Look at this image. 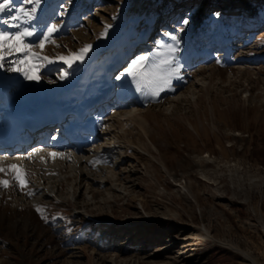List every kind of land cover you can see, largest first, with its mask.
Instances as JSON below:
<instances>
[{"label":"rangeland","instance_id":"1","mask_svg":"<svg viewBox=\"0 0 264 264\" xmlns=\"http://www.w3.org/2000/svg\"><path fill=\"white\" fill-rule=\"evenodd\" d=\"M31 7L12 0L0 32L32 31L37 45L58 25L54 44L33 49L52 62L0 61L9 94L61 84L58 57L101 45L81 86L88 97L109 86L88 130L114 150L88 171L28 166L33 196L0 188V264H264V0H42L27 20L19 9ZM140 56L170 77L158 95L126 71Z\"/></svg>","mask_w":264,"mask_h":264},{"label":"bare ground","instance_id":"2","mask_svg":"<svg viewBox=\"0 0 264 264\" xmlns=\"http://www.w3.org/2000/svg\"><path fill=\"white\" fill-rule=\"evenodd\" d=\"M230 6L231 10L233 7H235V4L232 3ZM250 6L251 5L249 3L245 4V7L249 11ZM101 48L102 47L100 45L98 48L92 51L93 53L90 56L88 54V58L85 56L81 61L73 63L72 66L66 70L68 71V74L70 73L72 75L74 73L82 79L88 77L91 69L93 68V65L89 63V60L94 56L95 53L100 52L102 50ZM70 74L69 78L63 80L61 84L45 81L43 84L40 83L41 85L26 87L15 95H9V92L4 93L0 91V119L4 116L10 118L16 117L18 112H21L18 109L22 102H28L30 107L35 111L46 108L48 106L46 104L50 101L56 106L61 105L63 109L70 108L72 110V107L76 106L75 110H72L74 112L73 122L69 124L67 128H65L64 135H62L64 137V143L58 145L57 143L53 142L52 137L50 142L48 141L45 143L43 140H39L36 143H33L32 146H28L23 149L16 146V148H13L10 151L0 150V163L22 165L23 169L27 168L28 166L30 168L36 169L38 167L42 168L49 165V163H56L59 167L64 163H67L68 166L71 165L73 168H75V170H81L82 168L83 171H88L90 168L95 167V161L101 156L102 153L107 157H113L112 154L114 148L110 144V141L104 138V140L97 142V135H95V133L90 129L88 130V127L92 124L91 120H88L85 126H82V124L79 122L78 115L83 111V102L80 103L78 98L83 91H81V87L78 86V84L83 83L84 80L75 81L73 83L74 86H70L72 84V82L69 80L71 79ZM0 82H2L1 86L3 89L8 88L5 79L0 77ZM108 89L109 86L103 90L108 91ZM101 91L97 97H101ZM98 104L101 103L99 102ZM104 112L105 108H103L102 114ZM100 115L101 114H99V116ZM126 115L127 113H121V111H113L110 117L115 119L120 124H125L126 121L124 116ZM136 121L144 124L143 118L140 116H136ZM122 126L124 127V125ZM115 144L117 143H114V145ZM87 145L90 146V149L85 148ZM82 147L84 148L82 149ZM37 149H43V151L37 152ZM50 152L64 153L65 155L63 157H51L49 156ZM30 154L32 155L30 158H28ZM109 168H111V166ZM108 175H110L111 178L114 177L112 172L110 173L109 171ZM83 216L85 218L92 217L89 214H84ZM252 264L256 263L252 261Z\"/></svg>","mask_w":264,"mask_h":264},{"label":"snow or ice","instance_id":"3","mask_svg":"<svg viewBox=\"0 0 264 264\" xmlns=\"http://www.w3.org/2000/svg\"><path fill=\"white\" fill-rule=\"evenodd\" d=\"M42 0H25V3L31 4L32 7L30 10H25L24 8H20L19 12L22 13L23 17L27 20H31L34 18L37 9L40 7ZM12 0H0V13L4 12L7 8L11 6ZM12 20L19 21L21 20L20 15H16L11 17ZM58 31V25L52 24L49 26L44 33L43 37L39 41L37 45H30L25 42V38L33 35L32 31H18L13 35H9L4 32H0V61H4L7 56H11L14 54H21L22 59L17 61L16 63L20 65L31 64L32 68L37 67L38 61H48L52 62V60L47 56H41L40 54L33 51L34 48L38 47L43 51L46 43L55 41L53 40V35ZM175 39V37H173ZM90 45H86L82 48L78 53H70L68 57L60 56L59 60L67 63L69 67L72 66L77 60H81L83 56H85L90 49ZM148 57L140 56L137 60H134L129 68L126 70L128 75H130L134 81H137V91H143L145 89L149 90L152 95H158L160 91L164 90L165 85L170 84V77H166L163 75L161 71L157 68H149L146 61ZM165 64H169L170 61H164ZM3 65L0 64V67ZM11 70L13 71H23V68L14 67ZM26 79H36V76L29 75L27 71L24 72ZM119 78V77H118ZM37 152L43 151V149H37ZM32 154L28 158L31 157ZM64 153H55L50 152L49 156L63 157ZM43 159V158H41ZM0 174L5 176H10V179H0V188L7 189L14 183L17 187H19L22 191H25V194L28 196H33L35 193L29 189V180L28 173L23 170L22 165L17 164H9L4 165L0 163ZM37 212L42 213L43 209L37 207ZM43 218V217H42Z\"/></svg>","mask_w":264,"mask_h":264}]
</instances>
